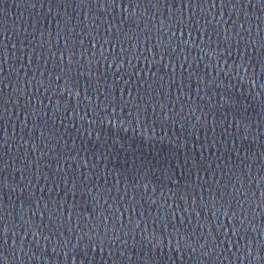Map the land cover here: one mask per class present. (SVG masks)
<instances>
[{
  "label": "water",
  "instance_id": "water-1",
  "mask_svg": "<svg viewBox=\"0 0 264 264\" xmlns=\"http://www.w3.org/2000/svg\"><path fill=\"white\" fill-rule=\"evenodd\" d=\"M0 264H264V0H0Z\"/></svg>",
  "mask_w": 264,
  "mask_h": 264
}]
</instances>
